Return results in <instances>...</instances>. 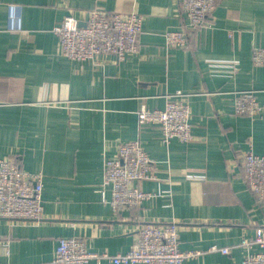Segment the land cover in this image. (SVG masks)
<instances>
[{"label": "crops", "instance_id": "0c3cea01", "mask_svg": "<svg viewBox=\"0 0 264 264\" xmlns=\"http://www.w3.org/2000/svg\"><path fill=\"white\" fill-rule=\"evenodd\" d=\"M93 9L141 15L138 52L123 61L64 57L52 28ZM209 23L186 48L168 49L164 33L184 25L179 0H0V159L43 175L42 220L0 219V264H52L58 239L72 236L91 252L126 253L142 223L172 221L179 249L201 253L183 264H239V241L264 226V204L247 189L240 162L248 150L264 155V121L235 115L233 100L253 91L264 107V66L251 59L264 48V0H219ZM217 61H235L237 70ZM177 91L192 140L165 145L137 111L162 109ZM134 140L154 164L155 179L140 187L164 193L115 212L110 190L104 198L99 191L103 161Z\"/></svg>", "mask_w": 264, "mask_h": 264}, {"label": "built area", "instance_id": "2783aa9c", "mask_svg": "<svg viewBox=\"0 0 264 264\" xmlns=\"http://www.w3.org/2000/svg\"><path fill=\"white\" fill-rule=\"evenodd\" d=\"M219 0H179V11L184 25L180 30L164 33L168 49H184L190 33L201 27H211L210 18ZM81 22V23H80ZM56 35L60 53L77 63L93 60L101 55L114 56L117 61L135 54L139 49L142 31V16L138 13L123 15L113 11L93 9L83 21L73 15L65 16L52 28ZM252 64L264 66V48L252 50ZM219 66L237 70V62L217 61ZM213 65L217 67L218 65ZM162 109L138 111L139 124H155L159 127L162 143L172 139L182 143L192 140L190 109L180 92L171 95ZM262 107L253 91L237 92L233 100V111L238 116L258 117L264 121ZM243 178L249 192L256 201L264 204V155L252 150L240 156ZM154 164L142 148L139 140L120 143L116 153L103 161V173L99 191L104 198L105 189L111 194L110 205L115 212L123 209L135 210L145 201L163 195L164 192L144 191L140 184L154 180ZM188 179L202 178L188 173ZM43 175L27 173L15 163L0 159V219L39 222L42 220ZM244 254L239 264H264V226L257 227L250 238L243 237L238 243ZM223 255L230 254L229 247H211ZM201 255L199 251L179 249V229L174 221L164 224L142 223L136 239L126 253L110 255L91 252L82 237H61L52 258V264H88L89 261L107 260L111 264H183L187 259Z\"/></svg>", "mask_w": 264, "mask_h": 264}]
</instances>
